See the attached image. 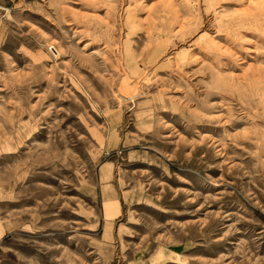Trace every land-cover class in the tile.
<instances>
[{
	"label": "rangeland",
	"instance_id": "obj_1",
	"mask_svg": "<svg viewBox=\"0 0 264 264\" xmlns=\"http://www.w3.org/2000/svg\"><path fill=\"white\" fill-rule=\"evenodd\" d=\"M0 264H264V0H0Z\"/></svg>",
	"mask_w": 264,
	"mask_h": 264
},
{
	"label": "bare ground",
	"instance_id": "obj_2",
	"mask_svg": "<svg viewBox=\"0 0 264 264\" xmlns=\"http://www.w3.org/2000/svg\"><path fill=\"white\" fill-rule=\"evenodd\" d=\"M57 54H59V52H57Z\"/></svg>",
	"mask_w": 264,
	"mask_h": 264
}]
</instances>
